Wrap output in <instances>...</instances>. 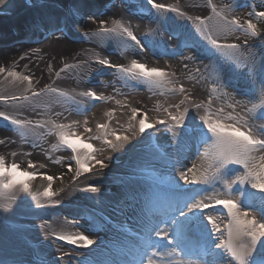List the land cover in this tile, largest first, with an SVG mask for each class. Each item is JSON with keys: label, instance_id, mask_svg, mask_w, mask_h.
<instances>
[{"label": "bare ground", "instance_id": "6f19581e", "mask_svg": "<svg viewBox=\"0 0 264 264\" xmlns=\"http://www.w3.org/2000/svg\"><path fill=\"white\" fill-rule=\"evenodd\" d=\"M138 1L142 3V0ZM227 1L229 0H206V2L202 0H156V3L166 4L176 11L151 9V13L154 12L152 17L156 19L151 21L148 16L146 20L144 15L136 12L130 0H97L100 10L79 13L85 20L83 32L75 29L71 20L63 21V18H70L67 10L72 11L69 9L71 0L46 1L44 9L46 11L38 9L36 12L37 14L42 11L44 14L42 18L38 16L35 18L36 15H26L11 21H0V40H9L8 43L0 45V66L9 60H17L22 65L30 66L33 79L43 78L45 80V68L64 60L65 65L79 68L80 73L76 79L70 73L72 70L68 72L73 79V84L78 85L79 94H81L82 88L89 86L88 80L84 77L89 71L90 73L94 71L96 69L94 67L100 62L96 61V53L93 50L86 49L88 46L86 41H75L73 37L70 38V35L78 32L83 35L93 33L97 27L102 26L101 20L108 22L109 19L119 17L118 27L110 28L109 30L114 31L107 34V40L112 47L106 50L108 59L111 60L110 63L118 67L103 64L102 67L105 69L102 71L101 82L97 87V84L92 87L93 92L103 97L99 100L100 103L95 104L91 95L86 96L93 102L86 100L85 103H81L54 96V94H49L51 102L48 104L41 103V99L42 102L44 101L42 96L35 100L36 105L32 103L34 109L43 111L46 115L59 116L62 121H66L69 133L74 138L79 137L80 140L89 141L93 145V155L97 159L104 160L106 167L101 168L91 160L92 166H98L93 168L91 174L81 173L79 177L76 174L70 187L51 197H39L37 190L22 189V193L21 191L15 192L12 196L0 190V205L21 206L19 208L21 209L19 211L23 210L21 221L26 223V225L14 224L15 221L8 222L0 217V249L4 248L2 251L5 254L4 258L11 259L10 264H76L73 259L76 262L80 259L87 260L91 264H118L116 260L120 258L116 253L119 249L114 251L116 246H123L122 249H127L124 255L126 257L122 261L129 260L131 255L139 249L138 246L146 247L147 238L153 239L149 234L148 226L166 218L178 201L181 202L179 206L183 208V200L187 199L190 203V198L215 196L231 199L239 205L238 211H247L250 217L254 216L259 222L264 223V194H258L257 190L251 187V183L255 182L254 179L250 178L249 181L244 182L238 179L248 173V169L244 168L243 164L232 163L225 169L217 171L216 161L212 156L215 150L211 148L215 136L207 130V126L201 119V117H210L213 123L219 119L226 125L235 124L242 131L251 129L255 138L264 139V95H262L264 91V46H259L260 40L255 41L236 25L228 28L226 26L227 29L215 32L217 30L215 26L218 28L221 24H226L224 21L215 23L214 17L215 14L224 10V4ZM92 2L93 0H87V6H91ZM54 6H61L67 15L65 13L57 15ZM257 7L259 8L258 5ZM234 10L236 20H239L244 27H246V19H251L253 23L260 25L253 16L249 15L251 11L248 8L237 7ZM260 11H264V8ZM124 15L130 23L133 34L143 45V48L134 46V57L132 53L129 54L130 51L126 52V44L124 47L121 44L123 42L121 35L118 41L116 40L115 33L120 30V22ZM19 25L22 30L20 33L15 29ZM66 25L71 26L67 28ZM63 30H66L65 34L68 38L60 33ZM167 31L170 36L164 34ZM30 33L32 36L27 38L26 35ZM178 33L182 35L179 36ZM188 33L193 36L192 41L203 43L202 47L195 46V48H205L209 51L207 56L200 58L198 49L188 44ZM12 35L17 36L18 39L10 40ZM35 38L43 39L35 40ZM211 39H216L220 47L214 46ZM128 43L131 45L130 42ZM227 45H239V47L229 48L226 47ZM187 57H192V59H186ZM131 61L144 64L149 69L153 67L161 69L165 72V76L145 78L137 73L138 69L131 72L121 70V68H131L132 63L129 64ZM185 64L188 65L187 68L184 67ZM230 69L242 79L236 80L229 72ZM121 71L134 74L135 80L133 79L132 82L138 81L139 87L128 89L122 86ZM57 78L55 77L54 80ZM147 82L151 83L149 88L144 86ZM44 85L41 81L39 90L44 88ZM181 85L185 89L184 92L179 91ZM239 86L248 90L252 86L253 90L251 92L241 91ZM39 90L38 93H40ZM131 101L137 105L142 115L140 119L136 120L135 118H138L136 116L134 119L126 118L128 102ZM27 102L31 103L30 100ZM196 103L201 104L202 107L199 109L193 107ZM177 105L179 107H176ZM185 109L187 112L182 121L185 128L181 131L180 137L174 136V131L179 133L180 130L171 120L169 113L179 115ZM57 112L61 115L56 114ZM145 114H147L146 124H151L153 127L146 128L151 133L149 136L144 135L145 137L141 140L143 133L139 132V121L144 118ZM104 119L110 125L111 131H120L121 136L127 135L131 139L113 142L123 146L116 150L110 148L105 142V137L98 134L101 131L98 125L104 124ZM159 121L166 123L161 124ZM86 129H91V131H86ZM193 129L196 130V134L189 137L188 133ZM58 130H55L56 135ZM21 131L18 132L23 138L24 133H30V130L24 132V129H21ZM1 132L11 134L3 128ZM55 133L54 136L50 135L52 140L56 137ZM203 133H207L208 138H205ZM44 144L46 145V142ZM163 150L170 157L166 159L164 154L160 160L170 167L173 164L176 165L174 180L177 184H173L174 180L171 184L166 182L167 180L155 179V176H146L143 173L144 170L139 171L136 167L138 153L153 151L155 153L151 154L158 155L157 153L161 154ZM177 150L182 153L177 159L171 160ZM205 150L210 152L207 157L204 156ZM64 155L66 161L62 165L55 163L52 165L51 176L55 177L57 170H62L61 176L66 175L65 170L71 164L67 162L68 154L64 152ZM260 155H264V150L253 153V156L257 157V169ZM45 158L48 159L41 150L37 159ZM120 162L123 163L119 165ZM157 162L159 161H154L156 165ZM194 164L197 166V176L202 175L204 182L185 184L179 179V172L186 171ZM230 165H235L236 169L227 170ZM115 179H118L120 183H115L117 182ZM53 182L57 184L58 180L54 178ZM85 185L86 187L95 185L100 191L98 193L82 191ZM104 193L112 195L117 203L115 216L117 222L103 218L102 206L105 203L102 197ZM38 201L43 205H52L58 211L62 205L75 204L79 213L83 214V219H86V215L96 217L98 224L93 231L88 229L89 226L86 223L82 224L84 220L75 226L78 227L76 233L88 235L95 243L80 248L78 245L56 239L55 236L50 235V233H55L50 230H55L52 226L53 221L48 222L46 227H39L40 224L42 225V220L36 219L32 210H26L27 207H37ZM211 205L203 210L204 213L195 211L188 214V219L193 222L194 226L180 244L188 248L187 254L206 251L203 258L197 254L193 258L198 262L191 263L190 259L193 258L184 257L174 244H169L167 241L162 243L164 240L157 237V243L155 241L158 249L156 258L159 257L162 262L166 259H174L172 264H201V261L204 264H209L210 261H214L215 264H226L225 258L229 262L232 259L230 254L225 249L215 248V244L227 241V228L232 221V216L227 208L215 205L214 200L211 201ZM30 211H32L31 215H29ZM69 212L73 213V211ZM130 212L132 216H137L139 219L136 229H129L126 226ZM207 215L216 218L219 231L210 221H207ZM119 227L130 230L131 235L121 236ZM208 231H211L210 240H206ZM247 239L245 237L243 241L246 242ZM202 245L206 246L205 250L202 249ZM145 251L150 253L149 250L145 249ZM64 253L70 255L65 256ZM261 254H264V241L257 245V253L250 260V264H256L255 257ZM233 264L237 263L233 261Z\"/></svg>", "mask_w": 264, "mask_h": 264}, {"label": "rangeland", "instance_id": "374dc122", "mask_svg": "<svg viewBox=\"0 0 264 264\" xmlns=\"http://www.w3.org/2000/svg\"><path fill=\"white\" fill-rule=\"evenodd\" d=\"M49 0H2L0 2V21H11L15 20L17 17H23L26 15H33L35 18L43 17L44 14L41 11L40 13L36 12L39 10L45 9V2ZM206 0H202V2ZM147 4V3H146ZM77 5V6H76ZM134 7H132L136 12H138L140 15H144V18L147 20V16L151 14H146L144 11H140L139 8L133 4ZM255 5V7H254ZM259 6V8L257 7ZM234 6V7H233ZM56 8V14L61 15L64 14V10L61 6H54ZM92 7V8H91ZM237 7L241 8H248L251 13L259 12L260 9L264 8V0H229L227 3L224 4V10L221 12H218L215 14V23L224 21L226 24H221L218 28L215 26V32H219L221 30H225L226 26L227 28L230 26H233L235 24H232L231 22L233 20H236L235 15L233 13V10ZM106 8V7H105ZM154 9L151 7V5L147 4V9ZM50 10V6L48 7ZM69 9H72V11L67 10V13H70L71 22L73 23V26L75 29L79 30L80 32H83V23L84 21H81L79 17L81 14L80 12H86L88 10H100V7L98 6L97 0H93L91 3V6H87V0H71ZM240 10V9H238ZM46 11V10H44ZM235 11V10H234ZM77 12V13H73ZM108 12V11H106ZM149 12V9H148ZM60 13V14H59ZM65 13V15H67ZM78 15V16H77ZM254 19L260 23V25H256V30L261 29L257 33V38L259 40H262L264 42V18H258L255 15H252ZM119 18V17H118ZM118 18H112L109 19L108 22L105 24H102V26L97 27V29L90 34L85 35L84 41L88 45L86 49L93 50V52L96 53V60H107L108 59V53H106V50L112 47V44L107 40V34H101L102 29H110L113 27H118L116 21H119ZM151 19V18H149ZM246 22L248 19L245 20ZM164 22V21H163ZM246 27H247V23ZM255 24V23H254ZM71 25H66L67 28H70ZM122 26V27H121ZM120 30L117 31L115 34L117 35V41L119 35H121L123 42L121 43L124 47L126 44L125 50L126 52L130 51L129 54L132 53L134 57V49L135 45L129 44L128 41L131 43H134L131 39H127L126 33L123 32L124 28H128L130 31L133 32L131 29L130 23L126 17V15L123 16V20L120 22ZM245 27V28H246ZM226 28V29H227ZM17 32H22L20 29V25L15 27ZM167 30V29H166ZM65 31H60L62 35H65ZM134 33V32H133ZM165 35L170 36V33L164 32ZM247 35L250 34V30L247 33ZM67 37V36H66ZM68 38V37H67ZM126 42V43H125ZM264 46V44H263ZM125 52V53H126ZM204 56H201L200 58H203ZM65 61L58 62L56 64H53V66H47L45 68V80L43 78L40 79H33V74L30 66L22 65L17 60H9L4 65H1L0 67L5 68V72L0 73V97L7 98V99H0V112H3L8 117V120H5L3 118H0V140H3L4 143L0 144V157L3 158L4 162V175H0V184L8 183L12 177L9 176L7 173L11 168L12 164H16L19 166L18 173H17V179L20 181H24L28 184L27 190H25L22 186V184L17 183L14 184L12 187L8 189L0 188L1 192L6 193L9 196L15 195V192L21 191L22 189L25 191L28 190H37V194L39 197H43V192L47 190L49 183L52 185V192L55 193H61L62 190H64L67 187H70L72 185V181L74 179V176L77 174V172H81L83 174H91L93 172V168H96L98 166L91 164L90 156L94 154V149L88 150L83 147H79L76 152H73L71 148L68 147L67 144L64 143L63 139L61 138V134L69 135V137L73 140H76L77 144H90L89 141H83L77 138H74L70 133L68 129V124L66 121H62L59 116L52 115H46L43 111H39L34 109L32 106L36 105L37 102L36 99H40L42 96L44 98V101L41 103L48 104L51 102L49 94H54V96L57 97H65L69 100H72L73 102H81L85 103L88 99L85 93H91L93 92L92 87L96 85V87L101 82V78L97 80H94L92 76H90V71L86 74L84 78L88 80L87 87L82 88V93L79 94V87L77 84H73V79L71 75H74V78L78 76L80 73V70L78 67L69 66L64 64ZM132 61L129 63L131 64ZM70 67V68H69ZM72 70L71 75L68 71ZM75 70L79 72H74ZM11 72L13 75H9L8 73ZM128 73V72H126ZM139 73V71H137ZM129 75H133L132 73H128ZM140 74V73H139ZM32 77L31 81L28 79H25V77ZM124 76H126L123 71H121V81L122 86L131 89L133 85L129 83ZM55 77H58L56 80H54ZM130 77V76H129ZM65 78V79H63ZM132 79V77H130ZM63 79V81H60ZM35 80V81H34ZM41 81L44 82V88L42 87L41 90H39L41 87L39 86ZM42 86V85H41ZM37 90V91H36ZM38 90L40 93H38ZM36 91V92H33ZM41 97V98H42ZM30 100L31 103H28L27 101ZM93 102V101H92ZM32 103H35L32 105ZM100 103L95 100V104ZM133 109H138L137 105H134V102H128V107L126 109L127 117L126 118H132L133 116ZM56 114H60V112H57ZM135 118L140 119L142 115L140 112L136 114ZM12 120L20 121L19 124H13L11 123ZM106 119H104V124L107 125V128L101 129L98 134L102 137H105L107 140H111L112 142H116V135H120V131H111L110 125L107 124ZM63 125L64 127L61 128L60 126ZM58 127V128H57ZM4 129L6 131L11 132V134L1 132V129ZM30 128V129H29ZM21 129H24V132H27L30 130V133H24V138L22 135L18 132H22ZM28 129V130H27ZM43 129V130H42ZM59 129V130H58ZM55 130H58V134L56 135ZM113 132H115V135H113ZM54 133L56 137L51 139L50 135L54 136ZM20 136H19V135ZM149 136V134H147ZM146 135V136H147ZM121 136V135H120ZM41 137H44L41 139ZM145 137V136H143ZM143 137H141V140H143ZM46 142V145L44 144ZM41 150L45 153L46 157L48 159H37V155H40ZM64 152H66L67 155V162L71 164V166H68L65 170L66 175H62V170H57L55 173V177L58 180V183H54L52 181H48L46 178H44L41 174L51 175V167L54 165H62L65 159ZM155 153L153 151H142L138 153L136 156L138 157V161H136V167L139 171H143V173L146 176L154 177L155 179H161L160 181H166L168 183L173 182L174 180V173L176 172V165L173 164L168 166L167 164L162 163L160 160L164 154L166 155V151L163 150L161 154H151ZM180 153L182 151L177 150L176 154L171 158V160H175L180 156ZM172 156V155H171ZM77 157L84 163L89 164L92 167L91 172H82V170L79 168V165L77 163ZM166 159H168L170 156L166 155ZM40 158V157H39ZM154 161L157 162V165L154 163ZM31 164H35L36 167L32 168L30 167ZM116 164V163H115ZM163 164V165H162ZM159 168V170L157 169ZM71 169V170H69ZM19 172H35L37 175L34 177L29 176H22L19 175ZM87 176V175H84ZM144 176V175H143ZM156 176H160L162 178H158ZM173 184H177L174 180ZM83 185V184H82ZM86 188V185L84 186ZM101 196V195H100ZM103 202L105 203L102 207V214L110 219L111 221L117 222L116 219V212H117V203L113 200L112 195L109 196L108 194L103 195L102 197ZM21 206L19 205H2L0 206V217L6 221H15L14 224L19 225H26V223L22 220V215L19 209ZM26 210H32L34 217L36 219L42 220V225H44L45 221L52 222V226L55 228V230L50 229L51 231H55L57 235H76L79 233H76L78 230V227H75L76 225L80 224L82 220H84V223L90 229L91 231L96 229V226L98 224L97 218L92 216H87L86 219H83V214H80L78 209L73 206V204H67L62 205V207H59V211L55 209L52 205H45L44 207H27ZM73 210L72 214H69V210ZM32 211H30L29 215H31ZM131 215L128 218L127 226L131 229H136L138 227V217L132 216V212H130ZM96 218V219H95ZM40 224L39 227H42ZM46 227V226H44ZM164 227V225H163ZM105 245V244H104ZM80 248H84L81 247ZM0 249V264H10L11 259L4 258L5 254ZM85 256V255H84ZM202 257V256H201ZM76 264L77 262L73 260ZM174 262V259H166L164 262H162L160 259L157 260V264H172ZM190 262L195 263L198 262L193 259H190ZM189 262V263H190ZM79 264V263H78ZM201 264H204V262L201 261Z\"/></svg>", "mask_w": 264, "mask_h": 264}, {"label": "snow or ice", "instance_id": "6c2138e0", "mask_svg": "<svg viewBox=\"0 0 264 264\" xmlns=\"http://www.w3.org/2000/svg\"><path fill=\"white\" fill-rule=\"evenodd\" d=\"M2 2V0H0ZM148 5H151L152 8L156 9L157 11H176V9H171L170 6L163 4V3H156V0H146ZM250 16L255 15L258 18H264V11H259L255 13H249ZM101 24H105L106 21L101 20ZM119 24V21H116ZM235 24L237 28L244 30L246 33L249 32L252 36H256V24L253 23L251 19H249L247 23V27L245 28L239 20H233L231 22ZM122 27V26H121ZM114 30L109 29H102L101 34H107ZM123 32L126 33L128 37L131 38L132 41H135L136 45L143 48L141 45L140 40L130 31L128 28H124ZM211 43L214 46L220 47L216 39H211ZM226 47L229 48H237L239 45H227ZM186 59H192V57H187ZM101 64H107L109 67H118L116 65H112L107 60L99 61ZM185 68L188 67L187 64L184 65ZM134 69H138L139 73L144 76L145 78H152V77H164L165 72L158 68H147L144 64H139L133 61L131 68L123 69V71L131 72ZM199 71V69H197ZM5 72V68L0 67V73ZM9 75H13V73L9 72ZM191 78V77H190ZM31 81L32 77L28 76L25 77ZM184 88L181 85L179 88L180 92H184ZM85 95H91L93 100H102L103 97L97 95L95 92L85 93ZM262 95H264V91H262ZM0 99H7L0 97ZM119 103V101L117 102ZM183 103V101L181 102ZM176 107H179L177 105ZM193 107L199 109L202 107L201 104L196 103L193 104ZM133 116L134 119L136 114L139 112V109H133ZM187 112V109L184 112H181L179 115H173L169 113V116L172 121L175 122L176 127L180 130L179 133L174 131V136L180 137L181 131L185 128V125L182 124L184 120V115ZM0 118L8 120V117L5 113L0 112ZM231 118V117H230ZM204 122V125L207 126V130L214 134L215 141L211 145V148L215 151L212 153L213 159L216 161L217 171L221 169H225L227 165L235 163V164H243L244 168L248 169V173L246 176L239 177L238 179L241 182L249 181L250 178L254 179L255 182L251 183V187L257 190L258 194H264V155H260L258 157L259 165L257 169L256 160L257 157L253 156V153L258 150H264V139H257L253 136L251 129L247 131H242L240 127H237L235 124L233 125H226L222 123L219 119L216 120L215 123L212 122L210 117H201ZM147 114H145L144 118L139 121V132L144 133L146 128L153 127L151 124H146ZM11 123L19 124L20 121L12 120ZM86 123V122H85ZM159 123L164 124L165 121H159ZM61 128L64 126L61 125ZM99 128L105 129L107 125L100 124L98 125ZM86 131H91V129H86ZM196 134V130H191L188 135L191 137L192 135ZM115 135V132H113ZM135 135V133L133 134ZM203 135V134H202ZM61 138L63 139L64 143L68 145L69 148L72 149L73 152H76L79 147H83L88 150H92V144H80L78 145L76 140H73L69 137V135L61 134ZM80 139L77 137V140ZM131 137L124 135H116L117 141H129ZM110 148L116 150L123 145H118L113 143L111 140L105 141ZM4 141L0 140V144H3ZM209 150H205L204 156H209ZM90 159L95 161L101 168L106 167L104 160L97 159L95 155H91ZM110 159V158H109ZM77 163L79 168L82 172H91L92 167L84 163L77 157ZM30 167L35 168V164H31ZM197 166L194 164L191 168L185 170H181L179 172V179L182 180L185 184H195L204 182L203 176H197L196 174ZM19 166L16 164H12L10 170L8 171V175L12 177V179L8 183L0 184V188L8 189L12 187L14 184L20 183L22 184L23 188L27 190L28 184L24 181H20L17 179ZM71 170V169H69ZM0 175H4V162L3 158L0 157ZM19 175L22 176H29L34 177L37 175L35 172H19ZM46 178L48 181H52L54 179L51 175L41 174ZM81 175V172H77V177ZM231 187V184H229ZM52 185L49 183L47 190L43 192L44 197H51L54 195L52 192ZM82 191H90L92 193H98L100 189L95 185H89L88 187L82 189ZM14 198V197H13ZM191 202L189 203L187 199L183 200V208L180 207V201L176 203L174 208L171 210L170 214L166 215V218L160 219L156 222L151 223L148 226L150 236H155L161 240L167 241L169 244H174L176 248H179L181 242L186 237L187 233L191 231L194 224L191 220L188 219L189 213H194L195 211H200L204 213L203 210L208 209L211 205V201H215V205L223 206L228 209L229 214L232 216V221L229 223L227 231H228V239L227 241L216 243L215 248L217 249H225L232 258L228 264H233V261L238 262V264H250V260L254 257V254L257 253V245L264 241V223L259 222L254 216L250 217L249 212L244 211L240 212L237 209L239 205H237L231 199H224L218 198L215 196H210L207 198H190ZM2 206V205H0ZM37 207H43L45 205L40 204L39 201L37 202ZM186 209V210H183ZM183 218V219H181ZM207 221H210L218 231L219 225L216 223V218L212 215H207ZM48 222L45 221V224L42 227L47 226ZM164 225V227H161ZM50 235L55 236L56 239L66 241L69 244L78 245L81 247L91 246L95 243L93 239H91L88 235L84 234H76V235H57L55 233H50ZM171 237V239H169ZM247 237V241L244 242L243 238ZM239 242V243H237ZM65 256H69V253H64ZM156 252H151L149 255L145 257L146 264H157L156 261ZM63 259V257H61ZM257 260V264H264V254L257 255L255 257ZM209 264H215L214 261H210Z\"/></svg>", "mask_w": 264, "mask_h": 264}]
</instances>
